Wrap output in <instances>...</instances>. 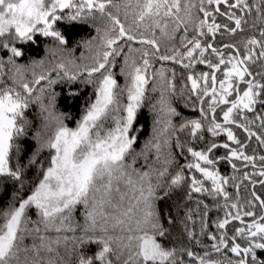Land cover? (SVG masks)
<instances>
[{"label": "snow or ice", "instance_id": "obj_1", "mask_svg": "<svg viewBox=\"0 0 264 264\" xmlns=\"http://www.w3.org/2000/svg\"><path fill=\"white\" fill-rule=\"evenodd\" d=\"M9 186L0 264H264V0H0Z\"/></svg>", "mask_w": 264, "mask_h": 264}, {"label": "trees", "instance_id": "obj_2", "mask_svg": "<svg viewBox=\"0 0 264 264\" xmlns=\"http://www.w3.org/2000/svg\"><path fill=\"white\" fill-rule=\"evenodd\" d=\"M87 28L83 27V26H78L76 29H74L71 33V35L73 37H79L81 35H85L87 34ZM78 54V53H77ZM26 55L27 56H31V57H35V58H39L40 56L43 55V45H39V46H32L28 49H26ZM118 79H120L118 77ZM122 82V80H121ZM84 91L87 93L89 91V89L85 88ZM177 106L179 107V104H177ZM60 108L63 111H71L73 113V115H78V111H79V105L78 104H67V103H61L60 104ZM180 110L182 112H184V114L186 116H195V113H192L190 110L187 109H183L182 107L180 108ZM29 115L31 116V112L29 113ZM69 123L70 126H73V122L72 121H67ZM140 124L144 127L145 129V133L146 134H150L151 133V129H152V115L149 112L148 108H144L142 110L141 113V118H140ZM28 147H31L33 145V141L28 140L27 142ZM223 171H226V169H222ZM11 191V187L9 186L8 189L3 192L0 193V206H3V204L7 201V199L9 198V194Z\"/></svg>", "mask_w": 264, "mask_h": 264}]
</instances>
